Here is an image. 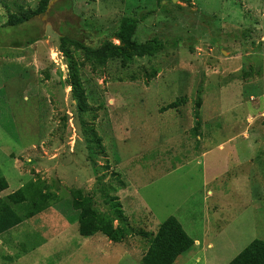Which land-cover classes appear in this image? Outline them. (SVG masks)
I'll use <instances>...</instances> for the list:
<instances>
[{
    "label": "rangeland",
    "instance_id": "obj_1",
    "mask_svg": "<svg viewBox=\"0 0 264 264\" xmlns=\"http://www.w3.org/2000/svg\"><path fill=\"white\" fill-rule=\"evenodd\" d=\"M40 1L0 0V26ZM51 1L22 27L32 30L0 34V199L38 179L58 199L0 237V264H142L170 216L195 240L173 264H228L264 241V0ZM124 16L140 21L138 41L178 43L127 66H94L72 48L92 108L81 115L60 30L96 47ZM108 186L134 232L121 243L82 237L72 209L81 189L109 212Z\"/></svg>",
    "mask_w": 264,
    "mask_h": 264
},
{
    "label": "trees",
    "instance_id": "obj_2",
    "mask_svg": "<svg viewBox=\"0 0 264 264\" xmlns=\"http://www.w3.org/2000/svg\"><path fill=\"white\" fill-rule=\"evenodd\" d=\"M50 1L41 0L36 9L21 8L19 12H9L7 22L0 26V34L5 28L14 30L17 28L18 31L23 33L32 30L33 28L22 29V27L30 26L34 18L43 15L47 11ZM139 23L140 21L136 17L124 16L119 30L113 36L103 39L100 45L96 47L86 45L79 38L70 35L67 32L70 28L67 26L65 29L60 30L63 32L60 49L67 58L69 68L68 83L81 115L90 112L92 108L88 103L87 88L80 68L81 63L77 62L72 56V48L74 50L82 49L85 54L84 60L94 66H104L109 61L117 59L124 66H127L133 63L137 57H154L168 47L177 45L176 39L164 40L159 36H154L145 42L138 41L136 35ZM38 32L40 38H42L43 32L39 30ZM113 39L118 40L119 43H116ZM33 40L34 38L26 40V42L32 43ZM14 45L21 47L24 43ZM182 103H185V99H178L169 104L164 110L175 108ZM200 104L201 101H197L196 107L198 109ZM100 106H103V104H99ZM194 118L193 134L197 138H201L199 132L202 121L199 118L198 111L195 112ZM89 135L95 142L96 147H100L101 139L94 128L89 129ZM6 188H8V183L6 179L2 178L0 180V192ZM110 191L115 192L116 188L108 186V190H106L105 200L110 204V211L102 212L94 207V200L91 196L85 194L81 189L71 190L72 209L77 215L79 233L82 237L88 238L97 233H102L109 241L121 243L134 233L130 225L126 223L121 203L117 197L109 196ZM57 199V194L50 191L48 186L40 179L31 181L8 194L6 198L0 199V237L22 224L25 218L30 219L47 211L51 207V203ZM140 233L149 236L143 231H140ZM149 241V247L141 259L142 264H173L178 257L190 253L195 248V240L187 233L175 216H170L163 221L157 233L154 236L151 235ZM228 264H264V241L255 239Z\"/></svg>",
    "mask_w": 264,
    "mask_h": 264
},
{
    "label": "water",
    "instance_id": "obj_3",
    "mask_svg": "<svg viewBox=\"0 0 264 264\" xmlns=\"http://www.w3.org/2000/svg\"><path fill=\"white\" fill-rule=\"evenodd\" d=\"M52 5V1H50V3H49V5H48V9L47 10H49V8H50V6Z\"/></svg>",
    "mask_w": 264,
    "mask_h": 264
}]
</instances>
